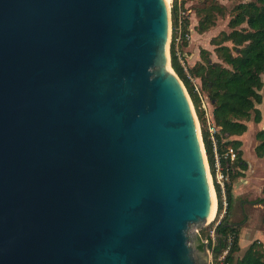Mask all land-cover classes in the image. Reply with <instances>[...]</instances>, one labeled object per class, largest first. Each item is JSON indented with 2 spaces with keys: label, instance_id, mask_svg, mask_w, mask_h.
Returning a JSON list of instances; mask_svg holds the SVG:
<instances>
[{
  "label": "water",
  "instance_id": "water-1",
  "mask_svg": "<svg viewBox=\"0 0 264 264\" xmlns=\"http://www.w3.org/2000/svg\"><path fill=\"white\" fill-rule=\"evenodd\" d=\"M170 37L166 0H0V264H210Z\"/></svg>",
  "mask_w": 264,
  "mask_h": 264
},
{
  "label": "trees",
  "instance_id": "trees-1",
  "mask_svg": "<svg viewBox=\"0 0 264 264\" xmlns=\"http://www.w3.org/2000/svg\"><path fill=\"white\" fill-rule=\"evenodd\" d=\"M238 1L229 12L230 31H221L211 39L215 45V52L221 62L211 59V52L201 50L202 62L191 70L193 76L201 79V90L207 93L213 104V117L221 127L218 135V146L223 149L226 145L234 146L238 151L237 167L248 169V163L243 158L242 141L234 136H242L248 129L247 122L253 119L256 123L262 121V111L258 108L264 102L262 90L264 88V0H232ZM196 14L199 18L200 32L216 25L219 17L224 18L228 12L219 0H202ZM227 42H231L232 46ZM188 44H184V48ZM171 64L174 71L183 81L196 109L198 119L202 125V139L208 160L213 165V143L207 129L201 99L183 66L171 47ZM258 144L255 152L258 157H264V128L256 135ZM239 173L233 174L235 179ZM232 185L227 187L228 208L225 218L217 226L219 236L224 239L228 232L235 235L230 264H264V251H260L257 242L252 243L243 256L235 257L240 251V229L230 221L233 212L234 196ZM218 209L223 204L221 191L216 186ZM264 202V198L261 199ZM209 238V233L199 238L197 247H203V239ZM219 246H217V250Z\"/></svg>",
  "mask_w": 264,
  "mask_h": 264
},
{
  "label": "rangeland",
  "instance_id": "rangeland-1",
  "mask_svg": "<svg viewBox=\"0 0 264 264\" xmlns=\"http://www.w3.org/2000/svg\"><path fill=\"white\" fill-rule=\"evenodd\" d=\"M172 1L173 0H171V2L169 3L170 10H171ZM201 1L202 0H186L185 4L188 7H190L193 23H196V17H195L196 9L198 8V5H200ZM219 1L226 6L228 14L224 18L222 17L218 18V23H216L217 29H215L216 33H218L222 28L225 29L226 31H230V28L228 27V21L231 18L229 12L232 11L233 7L238 2L232 0H219ZM242 1H248V0H242ZM209 37L210 35L197 36L196 42L199 44L201 48L205 46H207L208 48H214L213 46H211V44L209 45L208 43ZM262 93L264 96V88L262 90ZM258 108H260V110L262 111L263 119H264V102L262 104H259ZM263 123L256 124L255 122L254 125L250 126L249 132L245 135V137H243V140L245 142L243 150L246 155L245 159L249 164L248 169L242 170L240 167H237L236 166L237 161L232 166V171H231L232 183L234 181L233 174L239 173V175H237L235 179L239 178L240 176H246L244 177V179L240 180V185H243L242 188L244 190L242 191L241 195L238 196L234 204L233 215L230 217V221L236 223L240 229V236H239L240 251L236 252L235 254L236 258L243 256L245 251L254 242H257L260 251H264V205L259 204L261 202L260 198L264 197V157L259 159L255 152V147L258 144L256 135L258 131L264 128ZM198 124L202 135V125L199 119H198ZM206 158H207V154H206ZM207 162H208V158H207ZM215 192L216 191L214 190V193ZM216 203H217V198H216ZM215 215L216 216L208 224H206V226L203 229H198L197 227L191 228V236L193 239H195L197 235L201 238L203 237V234L210 232V229L220 219V214L215 213ZM193 239H192V243L196 244V241L198 240L194 241ZM204 240L205 239H203V241Z\"/></svg>",
  "mask_w": 264,
  "mask_h": 264
},
{
  "label": "built area",
  "instance_id": "built-area-1",
  "mask_svg": "<svg viewBox=\"0 0 264 264\" xmlns=\"http://www.w3.org/2000/svg\"><path fill=\"white\" fill-rule=\"evenodd\" d=\"M191 13L190 7L184 5L181 0H173L170 10L171 16V37L170 45L174 47L175 55L183 66L190 80L194 83L195 89L201 99V106L205 114L207 129L210 139L213 143V165L208 160V168L212 185L216 191V186L221 191V198L223 207L221 211L218 209L217 192V212L220 214V219L210 229L209 238L203 242L210 243V264H230L229 256L232 253L234 246L235 235L228 232L224 241L222 242L221 249L217 250L218 238L220 237L217 232V226L225 218L228 208L227 187L232 185L231 171L233 164L238 160V151L232 145H226L223 149L218 146V135L220 134L221 127L214 121L213 112L209 109L208 97L202 92L201 88L197 85L195 77L191 74V67L188 65L186 55L184 52V44L192 40V33L189 26V15ZM206 151V150H205ZM208 158V156H207ZM216 216V215H215Z\"/></svg>",
  "mask_w": 264,
  "mask_h": 264
},
{
  "label": "crops",
  "instance_id": "crops-1",
  "mask_svg": "<svg viewBox=\"0 0 264 264\" xmlns=\"http://www.w3.org/2000/svg\"><path fill=\"white\" fill-rule=\"evenodd\" d=\"M181 2L186 5V0H181ZM187 6V5H186ZM196 17V23H193L192 22V14L190 13L189 15V26H190V29H191V33H192V40L188 43V45L184 48V52H185V55H186V60L188 62V65L191 67V69L196 65L198 64L199 62H202V56H201V50L202 49H207L211 52V59L212 61H215V62H221L217 56V54L215 53L214 49H215V45H212L211 44V39L214 37V36H217L218 34L221 33V31H226L225 29H221L218 33H216V30L217 29V25H214L212 26L210 29L208 30H205L203 32H200L199 29H198V23H199V18L197 16V14L195 15ZM229 22V21H228ZM217 23H218V20H217ZM193 33H194V36H193ZM196 34L197 36H203V35H210L209 37V45L211 44V46H213L214 48H208L207 46L205 47H200L199 44L196 42ZM195 39V40H194ZM228 45L232 46V43L231 42H227ZM195 77V80H196V83L197 85L201 88V79L199 77ZM206 97L207 96V93H205L204 91H202ZM209 101V109L213 112V104L212 102L208 99ZM263 116V114H262ZM264 122V119H262L261 122L259 123H256V124H260V123H263ZM255 121L253 119H251L250 121L247 122V125H248V129L247 131L242 135V136H234L233 138H237V139H240L242 141V150L244 148V140H243V137H245V135L249 132V128L250 126L254 125ZM264 125V123H263ZM246 155L244 153V150H243V158L245 159ZM258 157V156H257ZM259 159H261V157H258ZM246 160V159H245ZM247 161V160H246ZM248 163V162H247ZM249 166V164H248ZM247 170V169H246ZM244 177L246 176H240L239 178L237 179H234L233 183H232V192H233V196H234V202H233V209H234V204L238 198L239 195H241L242 191L244 190L242 187L243 185H240V180L241 179H244ZM264 197L260 198V201L261 199H263ZM259 204H263L264 205V202H260ZM232 215H233V212H232ZM231 215V216H232ZM236 224V223H234ZM237 225V224H236Z\"/></svg>",
  "mask_w": 264,
  "mask_h": 264
},
{
  "label": "bare ground",
  "instance_id": "bare-ground-1",
  "mask_svg": "<svg viewBox=\"0 0 264 264\" xmlns=\"http://www.w3.org/2000/svg\"><path fill=\"white\" fill-rule=\"evenodd\" d=\"M167 1V4H168V8H169V3L171 2V0H166ZM170 11V9H169ZM217 204V203H216ZM215 212H216V208H215ZM215 217V213L213 215V217L209 220V222Z\"/></svg>",
  "mask_w": 264,
  "mask_h": 264
},
{
  "label": "flooded vegetation",
  "instance_id": "flooded-vegetation-1",
  "mask_svg": "<svg viewBox=\"0 0 264 264\" xmlns=\"http://www.w3.org/2000/svg\"><path fill=\"white\" fill-rule=\"evenodd\" d=\"M199 242L198 241H196V245L198 244Z\"/></svg>",
  "mask_w": 264,
  "mask_h": 264
}]
</instances>
